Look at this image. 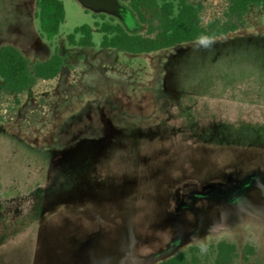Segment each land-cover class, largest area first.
I'll return each mask as SVG.
<instances>
[{"label": "rangeland", "instance_id": "rangeland-1", "mask_svg": "<svg viewBox=\"0 0 264 264\" xmlns=\"http://www.w3.org/2000/svg\"><path fill=\"white\" fill-rule=\"evenodd\" d=\"M62 1L66 17L59 35L43 39L27 56L33 65L58 53L65 58L61 74L17 96L0 92V264H156L154 256L201 243L207 251L222 240L237 245L232 264H264V217L244 213L214 233H187L193 240L178 245L171 230L179 222L171 215L176 195L190 184L233 170L264 176V11L252 6L237 31L209 47L132 54L101 48L96 32L93 47L71 46L68 35L101 17L78 0ZM189 1L204 5L205 24L224 21L225 0ZM36 11L34 0H0V45L16 40L30 23L39 30ZM128 18L124 25L135 28ZM105 121L118 137L92 167L82 155L96 143L84 139L107 131ZM136 129L150 142L127 138ZM181 132L232 146L165 140ZM65 135L60 144L81 142V158L63 160L54 181L59 192L51 196H79L75 187L68 191L74 183L96 186L102 198L42 221L31 192L47 184V150ZM75 161L80 168L72 173Z\"/></svg>", "mask_w": 264, "mask_h": 264}, {"label": "trees", "instance_id": "trees-1", "mask_svg": "<svg viewBox=\"0 0 264 264\" xmlns=\"http://www.w3.org/2000/svg\"><path fill=\"white\" fill-rule=\"evenodd\" d=\"M34 1L37 9L35 15L40 29H35L30 23L24 28L25 30H22L26 32L19 33L16 40L0 45V92L3 94L17 96L26 93L38 81L58 77L65 66V58L58 53H53L45 60L36 61L33 65L27 57L30 50L36 49L43 43V39L46 38L51 42L59 35L66 17L62 0ZM225 1L227 5L223 12L224 21L216 19L205 24L203 17L205 7L201 3L195 4L189 0H120L131 11L135 28H128L115 17L98 14L101 22H95L93 26L77 27L73 33L68 35L67 40L71 46L90 48L95 45L94 33L96 32L102 36L101 48L103 49H115L132 54H149L196 44L205 39L214 40L237 31L252 6H257L264 11V0ZM97 112L101 119L104 118V113ZM105 122L109 124L105 127L107 131L84 139L85 142L98 144L97 148L102 152L104 148L107 149L112 147V144L114 145L117 136L112 128V122ZM138 130L136 129V132L128 135L127 138H132L134 143L139 136V142L142 140H145V144L150 142L147 137L140 136ZM183 134L165 140L169 143L202 145L211 149L231 145L212 141L208 136L193 139L185 135L187 133ZM66 137L67 135L61 137L47 151L48 156L62 154L67 150L82 146L81 142L74 143L69 148L61 145L60 140ZM239 174L234 170L231 173L223 172L222 175H216V178L213 177V180L201 186L192 183L187 190L176 195L178 201H176L174 213L171 214L179 220L171 229L177 234L173 240L176 245L193 240L187 233L204 235L232 226L240 220L244 213L264 217L263 174L254 171L247 175L244 174V177ZM72 185L68 191L71 187H75L79 196L71 198L63 195L59 198V200L65 199L64 203L59 202V205H63L68 210L83 207L86 202L100 198V196L102 198L96 186L91 187L88 184L90 187L84 189L82 185L78 187L75 184ZM89 190L92 191L91 195L88 193ZM248 250L250 253L253 252L252 247ZM236 256L237 245L222 240L209 245L207 251H202L200 245L191 246L187 250L177 251L161 258L160 255L159 257L154 256L153 261L156 264H232Z\"/></svg>", "mask_w": 264, "mask_h": 264}, {"label": "flooded vegetation", "instance_id": "flooded-vegetation-1", "mask_svg": "<svg viewBox=\"0 0 264 264\" xmlns=\"http://www.w3.org/2000/svg\"><path fill=\"white\" fill-rule=\"evenodd\" d=\"M230 33H234V32H230ZM230 33H228L227 35H229ZM227 35H224L222 37H226ZM198 44H201V42L196 43V44L185 45L183 48H179L177 51H183L184 49H189V48L195 47ZM175 128L177 129L178 126L176 125ZM176 132H178V131H176ZM181 133H184V132H181ZM91 147H93V148L84 150V154L82 156H83V158L85 156V158L88 159L87 162L89 164L91 163L90 165L92 167L93 166L96 167L100 163V162L98 163V161H96V160H100V158H102L101 156H102L103 152L100 149L98 150L97 147L94 148V145L91 146ZM79 148H82V147L80 146V147H77V148H72L71 150H67L65 153L56 154L54 156L49 155V168H48V174H47V184L45 185V187L39 186L33 192H31V194L34 193V192L37 194V196H36V204H35V211H36L35 215L39 219L43 220L44 217L50 216L51 214L57 212L61 208H64L65 210L68 211V209L66 207H64L63 205H59V202L64 203V200H65L64 198H61L60 200H55L53 198L54 196H51V195H54V193L57 194L59 192V189H57L56 186L54 185L55 184L54 181L57 178V176L62 174L61 164L63 163V160L66 157H69V158L71 157L72 159H74V158L78 159V157H79L78 154L79 153H77L76 150L79 149ZM86 151H87V153H86ZM79 166H80V162L78 163V162L75 161V166L72 167L71 172L75 173L76 171H78L79 168H80ZM91 166H90V168H91ZM81 168L83 169L82 171L85 172V173H87V172L89 173V171H90L89 168L86 165L81 166ZM51 188H52V192L50 194L49 190ZM31 194L29 196H31ZM23 200L30 202V199H28V198H25ZM14 210H16L18 212H21V209H14ZM12 233L16 234L17 232H16L15 229H13Z\"/></svg>", "mask_w": 264, "mask_h": 264}, {"label": "water", "instance_id": "water-1", "mask_svg": "<svg viewBox=\"0 0 264 264\" xmlns=\"http://www.w3.org/2000/svg\"><path fill=\"white\" fill-rule=\"evenodd\" d=\"M78 2L87 10L95 14H107L120 21L125 20L129 23V16L133 19L131 11L123 5L120 0H78Z\"/></svg>", "mask_w": 264, "mask_h": 264}, {"label": "clouds", "instance_id": "clouds-1", "mask_svg": "<svg viewBox=\"0 0 264 264\" xmlns=\"http://www.w3.org/2000/svg\"><path fill=\"white\" fill-rule=\"evenodd\" d=\"M201 43L205 46V47H209L211 46V44L213 43V41L209 40V39H205L202 40ZM200 248L202 251L206 250V245H204L203 243L200 244Z\"/></svg>", "mask_w": 264, "mask_h": 264}]
</instances>
